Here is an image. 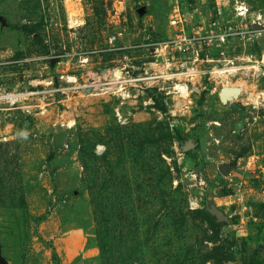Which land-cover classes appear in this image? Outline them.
Wrapping results in <instances>:
<instances>
[{"label": "rangeland", "instance_id": "374dc122", "mask_svg": "<svg viewBox=\"0 0 264 264\" xmlns=\"http://www.w3.org/2000/svg\"><path fill=\"white\" fill-rule=\"evenodd\" d=\"M263 55L264 0H0V264H264Z\"/></svg>", "mask_w": 264, "mask_h": 264}, {"label": "built area", "instance_id": "2783aa9c", "mask_svg": "<svg viewBox=\"0 0 264 264\" xmlns=\"http://www.w3.org/2000/svg\"><path fill=\"white\" fill-rule=\"evenodd\" d=\"M237 15L239 17H242V16L245 17L246 13L239 11ZM198 21H200L198 23L199 26L195 24V27L193 29V32L196 33L195 36L188 38L186 35L183 34V32L182 33L180 32L182 30H179V25L183 24V20H182L181 14L176 12L175 17L171 20V25L177 28V30L179 31V34L175 39L172 38L166 43L165 45L166 48L171 46V50L173 47L172 51H175L178 54H183L189 51V46L192 43H196L198 45L201 44V46L204 45L208 48L223 50L224 47L230 44V39H232L238 33H242V32H237V31H240L239 29L244 30V31L249 30L247 26H245L244 28H239V27L233 28L231 26L229 27L228 25L223 26L219 21L213 20V19L205 18L203 21L202 20H198ZM159 49L160 48H158L157 53L159 52L161 54L162 50H159ZM221 53L224 54L222 51ZM263 59H264V55H263ZM262 63H264V60ZM231 70L230 69H225L223 71L219 70V71H216L215 73L219 72L221 74H225V78L228 79L227 76L232 74L233 72V70L232 71ZM192 74H195V72L192 70H187L186 72H181L180 74H177V76L179 75L185 76V75H192ZM161 78H164L167 80L173 77L172 75H169L167 71L162 73L161 75H154L150 77L146 76L143 78L140 76L136 78H131L130 75H128V73L124 75L121 71L113 72L112 74L110 72H107L103 75L101 84L96 85L95 83H93V85L90 84V86L85 85L84 88L91 87V88H95L94 90H101V92H107L113 89L117 91H126L127 90L126 87L128 84H130L131 86L138 87V84H140L141 81H143V83L153 81L152 84H154L158 82L159 79ZM69 81L76 82V78H72V79L69 78ZM92 81H96V80L93 79ZM100 86H103L102 89H98V87ZM184 87L186 88V92H187L188 90L187 86L184 85ZM226 87L228 86H225L222 90L225 91ZM79 88H82V87L77 86L75 89H79ZM176 89H178L177 91L179 92V87H177ZM181 95L183 94L181 93Z\"/></svg>", "mask_w": 264, "mask_h": 264}, {"label": "water", "instance_id": "95a60500", "mask_svg": "<svg viewBox=\"0 0 264 264\" xmlns=\"http://www.w3.org/2000/svg\"><path fill=\"white\" fill-rule=\"evenodd\" d=\"M256 28V26H254ZM231 92H239L238 94H240V90L238 88H234V89H226L224 92L221 93L220 98L223 101H225V99L227 98V96L231 93ZM228 101V100H227ZM226 101V102H227ZM225 102V103H226Z\"/></svg>", "mask_w": 264, "mask_h": 264}, {"label": "bare ground", "instance_id": "6f19581e", "mask_svg": "<svg viewBox=\"0 0 264 264\" xmlns=\"http://www.w3.org/2000/svg\"><path fill=\"white\" fill-rule=\"evenodd\" d=\"M224 92V91H223ZM235 94L239 93V92H234ZM231 94L233 95V92H231ZM9 97V96H8ZM19 97H23L22 95H20ZM263 97H264V94H263ZM228 99H225V101L223 102H226Z\"/></svg>", "mask_w": 264, "mask_h": 264}]
</instances>
